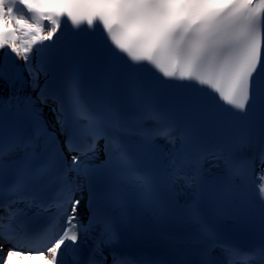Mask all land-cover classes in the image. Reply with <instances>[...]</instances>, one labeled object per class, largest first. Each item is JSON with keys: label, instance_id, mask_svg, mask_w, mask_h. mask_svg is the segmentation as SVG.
I'll use <instances>...</instances> for the list:
<instances>
[{"label": "snow or ice", "instance_id": "1", "mask_svg": "<svg viewBox=\"0 0 264 264\" xmlns=\"http://www.w3.org/2000/svg\"><path fill=\"white\" fill-rule=\"evenodd\" d=\"M0 132V264H232L225 216L264 257V0H0ZM145 216L186 246L124 253Z\"/></svg>", "mask_w": 264, "mask_h": 264}, {"label": "bare ground", "instance_id": "2", "mask_svg": "<svg viewBox=\"0 0 264 264\" xmlns=\"http://www.w3.org/2000/svg\"><path fill=\"white\" fill-rule=\"evenodd\" d=\"M20 64H23V61H20L19 62ZM26 76H27V74H25ZM26 93H30V94H32L33 96L35 95V93H33L32 91H31V89H25V92L24 93H21L22 95L23 94H26ZM45 114L46 115H49L51 118H52V113H50L47 109H45Z\"/></svg>", "mask_w": 264, "mask_h": 264}]
</instances>
